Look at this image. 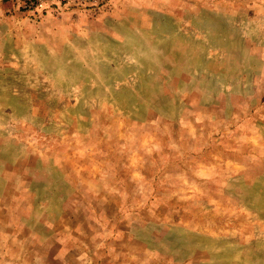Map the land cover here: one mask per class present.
<instances>
[{"label":"rangeland","instance_id":"rangeland-1","mask_svg":"<svg viewBox=\"0 0 264 264\" xmlns=\"http://www.w3.org/2000/svg\"><path fill=\"white\" fill-rule=\"evenodd\" d=\"M0 0V264H264V0Z\"/></svg>","mask_w":264,"mask_h":264},{"label":"built area","instance_id":"built-area-1","mask_svg":"<svg viewBox=\"0 0 264 264\" xmlns=\"http://www.w3.org/2000/svg\"><path fill=\"white\" fill-rule=\"evenodd\" d=\"M98 0H27L28 11H44L52 6H93Z\"/></svg>","mask_w":264,"mask_h":264}]
</instances>
